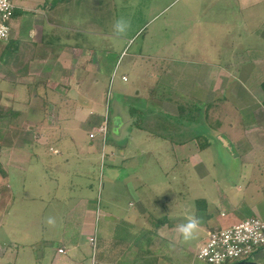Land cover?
Segmentation results:
<instances>
[{
	"label": "crops",
	"instance_id": "0c3cea01",
	"mask_svg": "<svg viewBox=\"0 0 264 264\" xmlns=\"http://www.w3.org/2000/svg\"><path fill=\"white\" fill-rule=\"evenodd\" d=\"M101 1L104 0H99L98 7L101 6ZM235 1L239 4L240 11L245 13L243 21H240L238 26L244 25L247 29L250 26L251 30L248 29L247 32L255 30L258 33L256 58H247L246 63L242 62L239 68H230L236 63L235 55L239 54L234 45H231L227 55L229 61L227 60L226 65H213L215 68L204 67L202 70L197 68L199 73L195 70L193 79L183 83L182 80H186L183 77L178 84H175L172 76H176L173 74L182 70L173 67L175 60L160 59L163 69L166 67L167 69L159 77L155 73L156 69L159 70L158 62L152 60L153 63L149 65L147 64L149 57L145 61L142 54L133 55L131 70L136 71L142 66L146 75H150L151 82L143 86L141 97H139L140 92L137 91L135 101H127L129 97L126 99V96L120 99L116 95L112 98L113 120L117 123L116 135L122 136L123 130L130 129L131 137L125 144L110 142L111 145H102L100 158L105 161L109 170L119 167L123 171L130 170V173L123 172V176L116 179L119 185H112L116 196L117 190L122 193V196H119L116 201L112 198L107 200L101 211L91 192L92 185L84 179L89 173L80 170L84 162L90 165V161L96 160L98 150L95 148L100 147L98 145L95 147L92 142L97 136L93 129L97 132V121L101 118L100 99L89 97V91L98 83L96 73L100 68L99 66L90 67L92 64L88 58L90 50L85 43V37L87 40L89 37V30L85 25L90 24L89 17L84 16L85 8H89L90 3L94 1L14 0L11 36L7 42L1 44L0 48V98L4 103L22 105L21 107L26 104L49 105V110L44 113H32V110L27 108V111H23L25 113L20 111V114L14 115H18L19 119L24 117L23 114L26 119H46V121L54 119V127L49 123H44L42 127L30 126L29 132L34 131L41 136V139L29 148L30 150L28 146H14L15 144H4L0 149V191L2 192L0 193V264H138L139 249L141 254L150 256L148 249L146 253L142 251L149 241H145V245L140 244L142 240L135 233L138 225L133 222L138 219L139 212H146L147 204L143 201L149 198L148 189L140 193V188L137 186L138 174L132 161L137 157L136 153L140 147L135 146L134 142H137L135 138L138 142L146 143V151L150 154L155 152L159 156L163 151L161 155L163 156L165 150L169 149L175 168L181 164L203 168L206 163L200 155L204 150L202 147L198 148V140H181L186 130L185 122L181 124L185 119L183 109L186 108V99L189 96L187 87L217 89L225 82L226 100L224 101L228 106L235 98V71L250 72L252 70L259 73L258 76H262L260 77L261 86L264 85V0ZM75 10L79 11L76 13ZM248 36L250 38V34ZM250 45L246 42L240 53L251 57L253 49ZM147 66L150 69H147ZM219 71H225L226 74L218 75ZM179 76L182 77L180 74ZM122 77L126 78V81L121 79L122 82H128L127 73H122ZM161 79H165L166 82L163 84L162 91H157ZM210 93L213 94V91L210 90ZM138 99H142L144 104L147 103L149 106L156 105L157 112L160 113L158 118L155 117L153 121L151 118L146 119L148 123H142L144 113L137 110L134 103ZM248 99L250 100L249 96ZM249 100L248 102H251ZM261 103L264 104V99ZM57 105H61L60 111ZM67 105L70 106L69 110L72 106L75 112H85L83 119L89 117L88 119L94 122L88 132L78 123L80 121L76 122L77 119H82L79 115H66ZM63 107L66 109L64 110ZM137 114L142 118L139 122L133 121ZM233 114L214 115L215 133L230 137L228 132L233 130V138L243 143V152L240 155L241 170H235L236 178L233 182L225 184L222 181L225 184L224 188L218 185L219 182H215V196L207 197L203 194L198 196V200H202L203 203L198 204L195 216L201 220L199 229L205 232L202 237L198 236L194 248L191 247L195 250L194 256L205 242L209 232L231 227L249 217L264 220V112H242L238 122ZM14 115L10 117L13 118ZM238 125L240 129H236ZM81 131H84L82 133L84 136L88 133L87 147L82 146L80 139H76L75 143V135L77 138V133ZM16 133L22 136L25 131L17 128ZM52 134H54V142L60 136L63 137L62 143L54 144V148L51 144L43 143L45 138ZM91 134L94 135L93 138L89 137ZM239 135H241L240 138ZM116 139L118 140L119 137ZM154 139L168 143L154 145L151 142ZM141 147H143L142 144ZM141 149L139 152L144 155ZM46 150L54 154V168L61 167V171H56L54 174V189L58 188L59 183L69 184L70 176L78 178L84 176L80 179L84 180L82 182L86 184L88 193L77 194L74 199L76 201L73 202L68 200L70 199L68 193L59 194L58 197L54 195V200L56 199L59 204L63 202V207L58 211L54 209V218L58 217L55 219L54 237L44 239L39 236L42 229H37L33 221L29 225L19 223L20 218L26 215H37L39 212L35 210V206L33 210L16 208L13 183L20 184L22 181L24 191L26 187V191H33L34 194L24 195L22 199L33 202L38 200L39 183L36 177H40L42 170L37 163L41 153ZM257 153L261 154L259 159L256 158ZM26 175L29 179L31 178L29 185L24 179ZM107 177L110 180L113 179L109 174ZM69 186H72L71 183ZM126 198L128 204H124ZM126 205L128 208L134 207L137 211L128 212ZM110 215H114V219L120 222L108 224L107 217ZM63 217H71V219L66 220ZM170 222L171 219H168L159 228L155 227L157 232L163 233L164 238H168L163 241L164 247L176 248L175 244L181 245V243V246H186L187 243L183 242L178 235L175 241L169 239L170 236L177 234L174 230L177 222H174V227ZM168 233H170L169 236L166 235ZM58 250H62V253ZM252 261L264 264V247L255 253ZM144 262L152 263L153 260Z\"/></svg>",
	"mask_w": 264,
	"mask_h": 264
},
{
	"label": "rangeland",
	"instance_id": "374dc122",
	"mask_svg": "<svg viewBox=\"0 0 264 264\" xmlns=\"http://www.w3.org/2000/svg\"><path fill=\"white\" fill-rule=\"evenodd\" d=\"M91 1H94V3H90L89 8H85L86 13L84 14V16L89 17L88 21H90L89 25H85L89 30V37L88 40L85 37V43H87L90 50L88 54L90 55L88 58L92 62L90 67L99 66L100 70L97 71L95 69L98 83L89 91V97L100 99L101 118L97 121L96 126L98 128L106 121L107 131L104 143H102V136L98 135L96 130L93 129L97 136L95 141L92 142L95 147L96 145L100 146L95 148L98 150L96 160L90 161V165L88 162H82L83 167L80 170H83L84 173H89L84 179L92 185L91 192L94 200L98 208L100 207L99 209L103 211L102 208L107 200L112 198L116 201L119 196H122V193L118 192V190L116 196L112 185H119L116 179L121 178L127 169L123 171L122 168L117 167L109 170L105 161L100 158L101 146L105 144L108 146L110 142L111 144H125L131 137L129 135L130 129L122 131L126 136L116 135L117 131L115 132V128L117 123L113 120L112 98L116 95L120 99L126 96V99L129 97L127 101H135L137 100V91L140 92L139 97H141L143 86L149 85L151 82L150 75H146L147 73L142 66L136 71L131 70L133 55L142 54L145 61L149 57L147 62L149 65L153 63L151 62L152 60L158 62L160 64L158 66L159 70L156 69L155 73L159 77L167 69V67L163 69L160 59L166 58L167 60L177 61H174L173 67L181 68L182 70H178L177 74L174 72L175 74L173 75L176 76H172L173 82L178 84L184 77L186 80H182V82L185 83V81L194 78L197 68L202 70L204 67L211 69V67L215 68L214 66L216 65H226L227 60L229 61V56L227 55L231 50V45H234L233 47H235L236 51H239V54L235 55L236 63L233 64L235 67L232 66L230 68H239L242 62L245 61L246 63L247 58H256L258 33L255 30L247 32L248 29L251 30L250 26L248 29L244 25L242 27L238 26V23L243 21L245 13L240 11L239 4L235 0H104L101 1L100 7L97 6V3H100L99 0ZM78 11L75 10L76 13ZM120 17L130 19L131 28L125 38L115 41L112 38L111 26ZM246 42L251 44L250 46L253 49L251 57L240 53L243 51ZM2 43H0V48ZM140 62L143 63L142 61ZM147 69H150L149 66H147ZM124 72L128 74V82L121 81V75ZM197 72L199 73L198 70ZM217 74L225 75L226 72L219 71ZM234 74L235 98L231 100L228 106L225 105L226 101H224L226 100L225 82H223V85L219 84L221 86L217 89L214 87H187L189 96L185 104L186 112L185 116H183L185 119L181 124L183 125L185 122L186 130L181 136V140L189 141L195 138V140H198V148L203 146L202 150L204 151L200 155L206 163L203 168H195L190 166V164H187V166L181 164L175 168L169 149L165 150L163 156H161L163 151L159 156L155 152L150 154L146 151V143L138 142V139L135 138V141H137L136 143L134 142L135 146H139V149L142 148L141 150L145 153L142 155L138 149L137 157L132 161L137 169V186L140 188V193L145 192L147 188V196H149L147 200L143 201L147 204L146 212H139L138 219L133 221L138 225V230L135 233L142 240L140 244L145 245V241H149L148 245L142 248V251L146 253L148 249L150 256L146 257V255L141 254V249H139L138 257L140 262L138 264H146L144 262L146 260H153V264H204L197 260L196 256H194L195 250L191 247L193 246L194 248L198 236L202 237L205 231L199 229L198 236L194 240L186 242V246H181V243V245L175 244L176 248H167V246L164 247L163 241L168 238H164L163 233L157 232L155 227H157L158 221H163L164 223L168 219H171L172 227L175 226L174 222H177V225L186 222L190 216L195 215L198 204L203 203L201 202L202 200H198L200 194L207 197L213 196L216 193L215 182H219L218 185L224 188L225 184L233 182L236 178L234 176L235 170H241L240 160L242 158L240 155L243 152V143L237 142L233 138V130L228 132L230 137L226 134L215 133L216 120L214 115L218 113L220 115H225L226 113L232 115L234 113L233 116L235 115L238 122V117L242 112H264V105L261 103L264 99V92L261 87L260 77L262 76L259 77V73L251 70L250 72L235 71ZM165 82V79L160 80V87L157 91H162ZM176 86L179 87V85ZM210 90L213 91V94L210 93ZM210 95L212 96L210 97ZM248 96L251 102H248ZM134 103L136 109L142 114L144 113V120L137 114L133 121L139 122L142 119V123H148L146 119L151 118V121H153L155 117L158 118L160 113L158 114L156 105L151 104L149 106L147 103L144 104L142 99H138ZM82 105L85 106L84 104ZM205 105L211 106L207 107ZM21 106L8 102L4 103L0 98V108L3 114H7L8 110L20 114V111H27V108H30L32 113L39 112V114L49 110V105L47 104H26L23 107ZM57 106L60 111L61 105ZM63 108L64 110L66 109V107ZM67 109V116L77 114L79 118H82L80 120L77 119L76 122L80 121L78 123L88 132L94 122L89 120V117L83 119V113L85 112H75L72 106L71 110H69L70 106L68 105ZM23 115L22 119H19L18 115H14L15 117L13 118L9 115L0 120V149H2L4 144L28 146L29 149L41 139L40 134L28 131L30 126L42 127L44 123H49L50 126L53 125L54 127V119L51 121H46V119L33 120L31 118L26 119L25 114ZM236 121L234 122L237 123ZM17 128L24 129L25 134L19 136L16 133ZM236 129H240L239 125L236 126ZM225 131L227 130L225 129ZM83 132L77 133V138L75 135V143L76 139H80L79 142L82 143V146L87 147L88 133L84 136ZM65 137L66 139L68 138L67 136ZM117 137H119L118 140L116 139ZM240 137L241 135H239ZM256 138L258 139V137ZM252 139L254 138L252 137ZM62 140L63 137L60 136L54 142V134H52V136L46 137L43 143L45 145L51 144L54 148V144H61ZM151 142L154 145L157 143L167 145L168 143L158 139H154ZM141 144L143 147H141ZM259 157H261V154L257 153L256 158L259 159ZM38 159L37 166L42 170L40 177H36L39 183L37 187L39 199L34 202L29 199H22L24 195L34 194L33 191H26L27 187L24 191L22 181H20V184L13 183V194L15 196L14 204H16L17 209L33 210L35 206V210L39 212L37 215H26L20 218L19 223L29 225L33 221L37 229H42L39 236L45 239L51 236L54 237V226L48 225L47 219L49 217L54 218V209L58 211V209L63 207V202L59 204L56 199L54 200V195L58 197L59 194L68 193L70 197L68 200L73 202L76 201L74 199L77 194H87L88 190H86V184L84 185V182H82L84 180L80 179L84 176L80 178L70 176L69 184L71 183L72 186H69L68 183L66 185L65 182L59 183L58 188L54 189V174L56 171L60 172L61 167L54 168V154L47 150L42 152L41 157ZM74 164L76 165V163ZM127 173H130V170ZM107 174L113 179L110 180ZM26 176L24 179L28 183L31 178L29 179V176ZM0 193L2 192L0 191ZM125 203L128 204L127 198L124 200ZM125 207L128 212L137 211L134 207L128 208L127 205ZM124 213L126 214V212ZM113 214L115 213L113 212ZM113 216L107 217L108 224L120 222L115 220ZM57 218L56 216L55 219ZM63 218L66 220L71 219V217ZM166 235L169 236L170 233ZM177 235L170 236L169 239L175 241L178 238ZM141 261L143 262L141 263Z\"/></svg>",
	"mask_w": 264,
	"mask_h": 264
},
{
	"label": "built area",
	"instance_id": "2783aa9c",
	"mask_svg": "<svg viewBox=\"0 0 264 264\" xmlns=\"http://www.w3.org/2000/svg\"><path fill=\"white\" fill-rule=\"evenodd\" d=\"M13 11L14 0H0V43L10 39ZM121 79L126 81L125 77ZM106 131L104 121L97 128V133L102 136V143ZM89 137L93 138L94 135L91 134ZM263 247L264 220L249 217L231 227L209 232L195 256L204 264H233L239 261H252L255 253ZM58 252L62 253V250Z\"/></svg>",
	"mask_w": 264,
	"mask_h": 264
},
{
	"label": "clouds",
	"instance_id": "9594fccd",
	"mask_svg": "<svg viewBox=\"0 0 264 264\" xmlns=\"http://www.w3.org/2000/svg\"><path fill=\"white\" fill-rule=\"evenodd\" d=\"M131 28V20L120 17L114 21L111 26L112 38L115 41H120L125 38ZM47 224L55 225V218L49 217ZM201 220L195 215L190 216L186 222L176 225L175 232L183 242H190L198 236Z\"/></svg>",
	"mask_w": 264,
	"mask_h": 264
},
{
	"label": "trees",
	"instance_id": "16d2710c",
	"mask_svg": "<svg viewBox=\"0 0 264 264\" xmlns=\"http://www.w3.org/2000/svg\"><path fill=\"white\" fill-rule=\"evenodd\" d=\"M262 87V90H263V92H264V85H262L261 86ZM264 105V104H263ZM205 106H207V107H209V106H211V105H205ZM183 111H184V113L186 112V108L185 109H183ZM15 114V112L14 111H12V110H8V112H7V114H3L2 113V109L0 108V120H2V118H4V117H7V116H11V115H14ZM185 116V115H184ZM195 139V138H194ZM204 144H206V143H204ZM202 148H203V146H202ZM164 223H163V221H158V224H157V227L156 228H159L160 226H162Z\"/></svg>",
	"mask_w": 264,
	"mask_h": 264
},
{
	"label": "water",
	"instance_id": "95a60500",
	"mask_svg": "<svg viewBox=\"0 0 264 264\" xmlns=\"http://www.w3.org/2000/svg\"><path fill=\"white\" fill-rule=\"evenodd\" d=\"M233 264H258V263L253 262V261H239Z\"/></svg>",
	"mask_w": 264,
	"mask_h": 264
}]
</instances>
